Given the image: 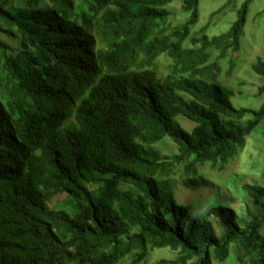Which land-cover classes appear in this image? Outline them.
I'll list each match as a JSON object with an SVG mask.
<instances>
[{"label":"trees","instance_id":"1","mask_svg":"<svg viewBox=\"0 0 264 264\" xmlns=\"http://www.w3.org/2000/svg\"><path fill=\"white\" fill-rule=\"evenodd\" d=\"M173 1L0 0V264H117L129 254L127 264H139L164 247L178 257L154 264H214L213 254L225 261L232 248L239 264H264V186L248 185L263 210L248 223L224 205L207 211L218 234L163 179L176 164L223 169L264 119V101L236 107L219 80L222 60L241 50L252 0L213 36L193 33L201 0H182L187 16L176 25ZM253 69L264 76L263 61ZM178 114L195 122L191 132ZM167 135L179 145L172 156L151 146ZM40 187L85 201L71 215L50 207Z\"/></svg>","mask_w":264,"mask_h":264},{"label":"rangeland","instance_id":"2","mask_svg":"<svg viewBox=\"0 0 264 264\" xmlns=\"http://www.w3.org/2000/svg\"><path fill=\"white\" fill-rule=\"evenodd\" d=\"M245 0H237V9L232 6L225 8L219 13L212 12L221 8L227 0H201L200 16L198 23L193 27L195 35L203 32L210 36L219 35L226 32L232 23L237 19V10ZM182 0H174L167 8L171 11L173 25L178 24L186 18V14L181 10ZM241 50L234 59L227 57L222 60L223 67L220 70V82L235 91L231 97L236 107L258 109L264 101V92L259 95L260 87L264 85V76L256 73L253 65L259 60L264 62V0H252L245 26L241 37ZM190 45L191 43H186ZM216 55V53H214ZM214 55V56H215ZM161 74L166 75L171 71L172 60L168 55L163 54L159 58ZM253 117L247 114L241 121ZM176 121L186 130L191 132L195 122L183 114L175 117ZM73 122V118L70 119ZM152 148L164 156H172L179 151V145L170 137L151 144ZM187 163L176 164L169 177L163 178L171 183L175 198L178 203L188 205L192 214L200 221H209L213 224L216 232L221 234V228L216 215H208L207 211L217 205H224L232 208L240 218H246V223L250 222L256 214L263 210L252 203L248 185L264 186V119L253 130L249 136L243 151L229 160L222 168L213 167L211 163L197 164L198 173L185 172ZM161 180V178H159ZM198 179L202 182L199 187H191L186 183L187 180ZM91 188L95 186L91 185ZM122 189L132 187L122 184ZM46 201L49 206L62 209L74 215L80 202L85 201L84 194L74 195L67 191L55 194L45 192ZM98 197L99 193L95 192ZM252 215H249V210ZM113 211L120 215L118 203L113 205ZM244 223V224H246ZM261 233L264 234V220H262ZM243 250V249H242ZM236 248H232L231 254L225 261L216 259L214 254L212 260L214 264H239L236 259ZM179 250L170 247L154 248L148 256L139 264H154L161 259L170 261L176 260ZM132 258L129 254L125 259L117 264H127ZM177 264V263H167Z\"/></svg>","mask_w":264,"mask_h":264},{"label":"clouds","instance_id":"3","mask_svg":"<svg viewBox=\"0 0 264 264\" xmlns=\"http://www.w3.org/2000/svg\"><path fill=\"white\" fill-rule=\"evenodd\" d=\"M71 121H70V119L68 118L65 122H64V124L61 126V129L65 126V125H67V124H69ZM44 188V187H43ZM40 190H41V187H40ZM51 207V206H50ZM53 208V207H52Z\"/></svg>","mask_w":264,"mask_h":264}]
</instances>
